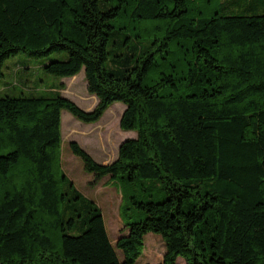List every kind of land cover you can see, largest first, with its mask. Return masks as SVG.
I'll list each match as a JSON object with an SVG mask.
<instances>
[{
  "label": "trees",
  "instance_id": "obj_1",
  "mask_svg": "<svg viewBox=\"0 0 264 264\" xmlns=\"http://www.w3.org/2000/svg\"><path fill=\"white\" fill-rule=\"evenodd\" d=\"M147 29L145 50L118 65L111 39ZM61 50L68 57L44 69H84L98 102L0 95V264H135L149 231L166 250L147 264H264V12L196 15L188 0H0V76L19 51ZM117 100L126 103L120 126L136 137L110 162L77 140L73 152L95 182L156 177L166 194L135 201L146 215L127 220L114 244L100 206L63 169L61 148L64 108L95 122Z\"/></svg>",
  "mask_w": 264,
  "mask_h": 264
},
{
  "label": "rangeland",
  "instance_id": "obj_2",
  "mask_svg": "<svg viewBox=\"0 0 264 264\" xmlns=\"http://www.w3.org/2000/svg\"><path fill=\"white\" fill-rule=\"evenodd\" d=\"M188 5L191 14L205 16L215 11L229 14L264 12V0H188ZM128 34L133 35V31L129 30ZM114 37L109 43V50L111 56L120 55L114 58L118 65L133 63L149 45V29L142 38L132 37L124 43L119 41L118 45L113 42ZM68 55L67 50L53 51L44 56H32L19 51L8 57L3 64L4 75L0 76V95H53L61 92L83 108L92 109L98 97L88 90L84 69L74 76L55 75L44 69L50 60L66 59ZM125 107V102L117 100L95 122L83 121L66 108L62 110V167L76 187L100 206L114 244L122 234L127 233L128 229L124 226L127 220H137L146 215L145 209L135 201L160 200L166 194L164 185L156 177H137L131 180L127 177H112L110 174L95 182V172L85 169L83 159L73 152L70 142L77 140L100 162L114 160L118 156L121 141L137 135L136 130H126L120 126ZM117 249L123 256L122 250ZM165 250L162 234L149 231L145 234L144 250L135 264L160 262Z\"/></svg>",
  "mask_w": 264,
  "mask_h": 264
},
{
  "label": "crops",
  "instance_id": "obj_3",
  "mask_svg": "<svg viewBox=\"0 0 264 264\" xmlns=\"http://www.w3.org/2000/svg\"><path fill=\"white\" fill-rule=\"evenodd\" d=\"M125 132H127V133H132V132H130V131H125ZM123 140H124V139H123ZM123 140H122V141H123ZM122 141H121V142H122ZM177 260H178V262H179L180 264H183V263L186 264L185 258L182 257V256H179V257L177 258Z\"/></svg>",
  "mask_w": 264,
  "mask_h": 264
}]
</instances>
